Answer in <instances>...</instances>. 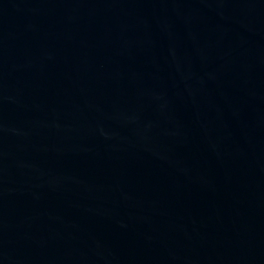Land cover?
<instances>
[{
	"label": "water",
	"instance_id": "water-1",
	"mask_svg": "<svg viewBox=\"0 0 264 264\" xmlns=\"http://www.w3.org/2000/svg\"><path fill=\"white\" fill-rule=\"evenodd\" d=\"M0 264H264V0H0Z\"/></svg>",
	"mask_w": 264,
	"mask_h": 264
}]
</instances>
